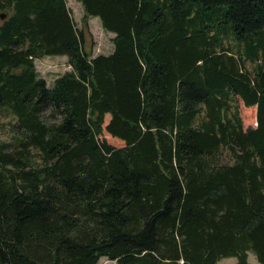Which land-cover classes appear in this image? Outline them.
Returning a JSON list of instances; mask_svg holds the SVG:
<instances>
[{
	"label": "trees",
	"instance_id": "trees-1",
	"mask_svg": "<svg viewBox=\"0 0 264 264\" xmlns=\"http://www.w3.org/2000/svg\"><path fill=\"white\" fill-rule=\"evenodd\" d=\"M78 1L0 0V264H264V0Z\"/></svg>",
	"mask_w": 264,
	"mask_h": 264
},
{
	"label": "rangeland",
	"instance_id": "rangeland-1",
	"mask_svg": "<svg viewBox=\"0 0 264 264\" xmlns=\"http://www.w3.org/2000/svg\"><path fill=\"white\" fill-rule=\"evenodd\" d=\"M67 7L70 8L72 17L75 21L76 26L82 25L83 8L81 3L78 0H66ZM97 17H90L88 20L89 30L92 32L93 37V54H108L113 49L112 38L113 33L104 31L100 21L96 19ZM36 72L39 76L45 79L47 86H51L53 80L61 73L71 69L70 65L67 62V57L62 55H44L41 58H35L34 60ZM245 67L249 71H253L254 63L245 62ZM109 116L105 118V123L108 121ZM249 121V120H247ZM245 123V122H244ZM106 134V132H104ZM106 138L111 140L109 136L106 135ZM8 139V138H0ZM117 143V142H116ZM248 262L250 264H261L258 263L252 253H248ZM236 263L235 257H227L219 259L215 264H234ZM98 264H116L114 260H110L107 257L103 256L99 259Z\"/></svg>",
	"mask_w": 264,
	"mask_h": 264
},
{
	"label": "crops",
	"instance_id": "crops-1",
	"mask_svg": "<svg viewBox=\"0 0 264 264\" xmlns=\"http://www.w3.org/2000/svg\"><path fill=\"white\" fill-rule=\"evenodd\" d=\"M96 19H98V18H96ZM99 20V19H98ZM114 35V34H113Z\"/></svg>",
	"mask_w": 264,
	"mask_h": 264
}]
</instances>
